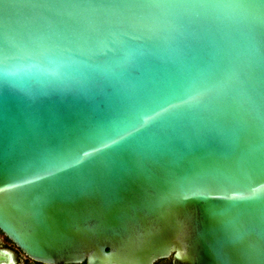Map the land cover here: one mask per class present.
Here are the masks:
<instances>
[{
  "label": "water",
  "instance_id": "1",
  "mask_svg": "<svg viewBox=\"0 0 264 264\" xmlns=\"http://www.w3.org/2000/svg\"><path fill=\"white\" fill-rule=\"evenodd\" d=\"M0 230L46 264H264V0H0Z\"/></svg>",
  "mask_w": 264,
  "mask_h": 264
},
{
  "label": "flooded vegetation",
  "instance_id": "2",
  "mask_svg": "<svg viewBox=\"0 0 264 264\" xmlns=\"http://www.w3.org/2000/svg\"><path fill=\"white\" fill-rule=\"evenodd\" d=\"M1 236L5 243L2 242ZM0 253L5 257L0 259V264H46L36 261L23 252L15 243H13L0 230ZM85 264V263H83ZM154 264H174L172 258H166L156 261Z\"/></svg>",
  "mask_w": 264,
  "mask_h": 264
},
{
  "label": "rangeland",
  "instance_id": "3",
  "mask_svg": "<svg viewBox=\"0 0 264 264\" xmlns=\"http://www.w3.org/2000/svg\"><path fill=\"white\" fill-rule=\"evenodd\" d=\"M1 239H2V242L5 243L2 236H1Z\"/></svg>",
  "mask_w": 264,
  "mask_h": 264
}]
</instances>
